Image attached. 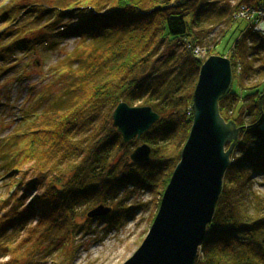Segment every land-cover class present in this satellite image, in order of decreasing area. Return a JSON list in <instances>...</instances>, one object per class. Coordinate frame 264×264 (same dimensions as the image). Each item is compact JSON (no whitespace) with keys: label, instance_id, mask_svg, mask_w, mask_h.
Returning <instances> with one entry per match:
<instances>
[{"label":"trees","instance_id":"16d2710c","mask_svg":"<svg viewBox=\"0 0 264 264\" xmlns=\"http://www.w3.org/2000/svg\"><path fill=\"white\" fill-rule=\"evenodd\" d=\"M28 3L29 21L20 26L13 23L22 12L10 18L18 3L0 10V40L10 38L0 44V61L16 51L35 56L36 45L53 47L54 39L66 36L77 38V45L53 67L63 86L47 90L51 97L40 115L0 145L6 193L11 191L0 197V261L7 257L0 264H69L75 234L83 228L78 209L109 203L116 211L110 224L123 213L126 220L134 209H120L115 200L128 186L152 194V223L191 126L202 64L192 54L197 46L230 61L232 87L219 112L242 130L195 264H264V182L263 193L251 184L253 173L264 176V36L237 25L238 8L256 10L264 0ZM234 27L237 38L217 53ZM215 28L218 38L210 40ZM121 102L150 107L160 117L127 144L111 126ZM142 144L149 146L151 160L134 164L129 156ZM29 163L32 171L24 170ZM8 229L15 238L20 230L24 236L11 242ZM42 255L49 260L37 262Z\"/></svg>","mask_w":264,"mask_h":264},{"label":"water","instance_id":"95a60500","mask_svg":"<svg viewBox=\"0 0 264 264\" xmlns=\"http://www.w3.org/2000/svg\"><path fill=\"white\" fill-rule=\"evenodd\" d=\"M232 80L228 58L211 55L201 64L192 94V122L179 161L147 235L123 264H195L242 130L219 112V101L230 92ZM159 118L150 107L121 102L112 112L111 126L127 144L139 140ZM129 159L134 164L149 162V146H137ZM110 212V207L98 205L86 217Z\"/></svg>","mask_w":264,"mask_h":264},{"label":"rangeland","instance_id":"374dc122","mask_svg":"<svg viewBox=\"0 0 264 264\" xmlns=\"http://www.w3.org/2000/svg\"><path fill=\"white\" fill-rule=\"evenodd\" d=\"M232 2L230 1L231 4H233ZM15 3H18V6L12 9L13 12L10 18L17 16L19 12H22L23 15L20 20L14 21L13 27L26 24L29 21L27 16H30V14H26V9L30 8L28 0H0V10H7ZM239 12L240 8L237 9L238 14ZM33 17L34 15L30 19H33ZM238 20H241V18L239 17ZM237 25L239 30L245 26L242 20L238 21ZM258 25L263 28L264 18ZM1 30L5 32L4 23L2 22H0ZM219 30V28H215L212 31L209 37L210 40L218 38ZM237 36L238 30L235 31L234 27V31L228 33L216 46V52L226 51ZM8 41H10L9 37L0 40V44L5 45ZM54 42L53 47L46 46L44 43L36 45L37 52L35 56L16 51L15 57H11L4 62L0 61V145L5 138L12 136L18 129L24 127L25 123L28 124L30 120L34 119V115H40L42 109H44V103L51 97L47 90L58 92L63 86L62 79L56 73L54 74L52 70L53 67L62 63L60 61L64 56L76 48L77 38L66 36L62 39H54ZM132 107H139V105L136 104ZM37 120H40V117L35 121ZM21 141L23 145L24 138ZM31 166V163L26 164L24 170L29 169L32 171ZM1 171L0 168V197L6 199L11 191L6 193V185L9 180L8 176L5 177V172L2 171V173ZM251 181L252 191L263 193L261 184L264 182V176L253 173ZM154 198L156 199L157 196H154ZM115 201L120 209L134 210L128 219L125 220V213H123L124 216H120L118 222L114 224H110V215L113 214V211L116 212L115 208L114 210L111 209L110 214L95 219H88L86 214L96 206H90L89 209L87 207L78 209L77 222L83 224V228L75 234L74 252L69 264H123L141 245L150 229V220L155 212L156 201L153 200L152 194L128 186L119 193ZM106 207L111 208V205L108 203ZM13 232V229H8L7 234L13 237ZM18 233L17 238H10L11 242L22 239L24 233H21V230ZM47 259L49 260V258L42 255L41 258H37V262L47 261ZM21 264H25V262Z\"/></svg>","mask_w":264,"mask_h":264},{"label":"built area","instance_id":"2783aa9c","mask_svg":"<svg viewBox=\"0 0 264 264\" xmlns=\"http://www.w3.org/2000/svg\"><path fill=\"white\" fill-rule=\"evenodd\" d=\"M258 14V18L256 15ZM238 16L244 20L247 24L253 25L254 31H259L264 34V26L260 28L258 24L264 18V3L260 5L256 10H250L249 8L241 7ZM238 17V18H239ZM193 55L198 59H204L205 51L201 48H194L192 50Z\"/></svg>","mask_w":264,"mask_h":264},{"label":"bare ground","instance_id":"6f19581e","mask_svg":"<svg viewBox=\"0 0 264 264\" xmlns=\"http://www.w3.org/2000/svg\"><path fill=\"white\" fill-rule=\"evenodd\" d=\"M256 17L258 18V14L256 15ZM243 22H244V24H245V26H246V27H245V26H243L242 30H245V29H248V30H250V29L248 28V25H247V23H245V21H243ZM197 47H198V48H201V49H203V50L205 51L204 58H207V57H209V56H208V51L210 50V48H209V47H208V48H207V47H205V46H202V47H201V46H200V47H199V46H197ZM197 47H196V48H197ZM210 56H211V55H210ZM217 56H218V55H217Z\"/></svg>","mask_w":264,"mask_h":264}]
</instances>
